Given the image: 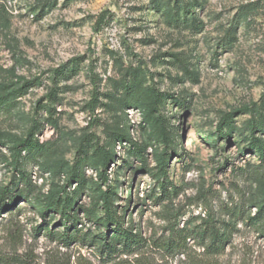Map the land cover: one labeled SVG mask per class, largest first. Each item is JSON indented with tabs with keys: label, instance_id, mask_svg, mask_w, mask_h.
<instances>
[{
	"label": "rangeland",
	"instance_id": "rangeland-1",
	"mask_svg": "<svg viewBox=\"0 0 264 264\" xmlns=\"http://www.w3.org/2000/svg\"><path fill=\"white\" fill-rule=\"evenodd\" d=\"M139 70L165 94L150 124L129 107ZM0 83L16 90L0 106V189L16 201L0 216V264H104L93 248L52 241L48 232L66 233L63 219L23 202L77 193L78 230L106 232L85 218V210L103 216L90 198L101 181L80 164L102 149L116 155L115 204L144 237L162 235L167 212L181 227L208 214L233 218L240 232L223 261L264 264V239L247 225L264 202V0H0ZM35 125L37 144L17 164L7 144ZM162 154L178 194L159 206L152 175ZM72 170L85 173L82 193ZM120 260L176 264L150 247Z\"/></svg>",
	"mask_w": 264,
	"mask_h": 264
},
{
	"label": "trees",
	"instance_id": "trees-1",
	"mask_svg": "<svg viewBox=\"0 0 264 264\" xmlns=\"http://www.w3.org/2000/svg\"><path fill=\"white\" fill-rule=\"evenodd\" d=\"M106 17L107 14H104L100 19V27L105 23ZM146 83L147 79L143 71H136L128 88V97L131 101L129 107L142 110L145 119L150 124L153 114L165 101V94L156 88L146 86ZM15 92L16 90L12 89L11 86L0 83V106ZM248 110H237L233 112L232 116L230 114L224 116L220 128H224L229 124V118ZM36 130L37 125L32 128L28 138H10L7 145L11 146L10 149L14 152L17 164L20 162L23 152L37 144H34L32 140L36 135ZM159 131L164 138L168 139V132L162 125ZM119 138L127 139V136L120 134ZM259 143L261 145L259 151L263 152L264 144L261 141ZM4 145L6 146V144ZM95 154L97 155V152ZM115 157L114 153L102 149L97 159L92 156L83 158L80 162L83 167L90 162L101 181L97 192L90 198L92 202H95L96 207H101L103 216L98 217L87 210L84 211V215L88 221L94 222L100 229H105L106 232L104 233L95 236L90 231L84 233L82 230H78L80 219L76 213L78 209L77 193L72 196L70 194L62 196L63 191H58L53 193L49 202L43 204H33L28 197L23 198V202L36 213L46 215L53 213L59 215L65 222L67 229L65 234H55L50 231L47 233V237L67 247L71 243H76L93 248L100 255L99 258L104 264H120L121 261L124 262V260L119 261L120 258L138 254L148 247H150V251L160 255L163 260L173 261L176 264H228L223 260L228 255V248L233 247L235 235L240 232L237 222L233 218L231 221H226L208 214L203 218H199L201 223L198 225H193L196 224L197 220H190L186 221L184 226L181 227V216L171 215L167 212L164 216V221L167 224L163 228L162 235L150 239L144 237L136 219L132 215L126 216L128 208H119L115 204L117 194L114 188L109 185L110 178L108 174L109 167L114 162ZM157 164L158 175L152 176L155 177L161 190V195L156 198V203L161 206L163 201L178 194V187L167 179L169 159L162 154L158 157ZM69 178L79 184L77 191L82 193L84 187H86L85 173L81 170H72ZM103 187L106 188L103 189ZM13 197V193L9 188L0 189V216L2 212L12 211L15 207L16 201ZM256 208L258 210L257 215L249 218L247 225L256 231L258 237L264 239V202L256 204ZM20 210L18 209L16 212H21ZM17 264L33 263L21 260ZM45 264H59V262L54 260ZM150 264H153L151 260Z\"/></svg>",
	"mask_w": 264,
	"mask_h": 264
}]
</instances>
